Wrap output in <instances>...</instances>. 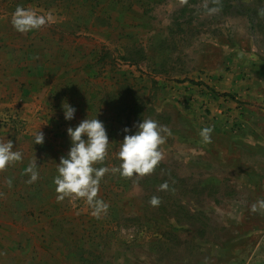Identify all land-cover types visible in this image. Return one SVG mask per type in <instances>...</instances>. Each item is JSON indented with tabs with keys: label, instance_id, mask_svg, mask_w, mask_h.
I'll return each instance as SVG.
<instances>
[{
	"label": "rangeland",
	"instance_id": "374dc122",
	"mask_svg": "<svg viewBox=\"0 0 264 264\" xmlns=\"http://www.w3.org/2000/svg\"><path fill=\"white\" fill-rule=\"evenodd\" d=\"M17 6L51 20L20 33ZM231 68L264 102V0H0V142L22 157L0 169V264H264V209L251 210L264 200V146L212 130L239 127L233 108L212 115L236 99L211 84ZM188 81L201 104L181 98ZM96 117L110 142L97 168L119 167L125 128L150 118L168 129L151 173L102 177L99 217L54 184L67 129Z\"/></svg>",
	"mask_w": 264,
	"mask_h": 264
},
{
	"label": "clouds",
	"instance_id": "9594fccd",
	"mask_svg": "<svg viewBox=\"0 0 264 264\" xmlns=\"http://www.w3.org/2000/svg\"><path fill=\"white\" fill-rule=\"evenodd\" d=\"M209 13L216 9H208ZM51 20V16L40 15L37 12L17 6L12 17L13 27L20 33H26L34 29H39ZM62 109L66 121H71L75 117L76 109L67 101L62 102ZM135 131L125 128V135L119 144L118 157L121 161L119 167H94L97 162L105 159L109 138L104 124L97 117L94 119H84L77 126L69 127L67 135L70 138V148L66 156L60 158L57 164L58 175L54 178L55 191L59 194L58 200L65 196L75 195L84 198L92 208V214L99 217L106 212L108 205L97 198L99 184L102 177L111 171L119 172L121 176L131 177L134 174L144 176L151 173L155 166L162 160L163 154L159 146L164 141L162 133L168 129L160 126L152 119H142L134 126ZM130 133V134H129ZM210 128L201 130L200 135L207 142L210 140ZM35 144L44 142V134L38 130L34 134ZM13 142L7 140L0 142V169L13 161L20 160L21 153L13 150ZM37 163L33 161L28 168L31 173L29 183L35 182L39 178L36 170ZM161 189L168 187L167 183L160 186ZM158 197H152L150 203L153 206L159 204ZM264 209V200L257 201L252 205L251 210Z\"/></svg>",
	"mask_w": 264,
	"mask_h": 264
},
{
	"label": "crops",
	"instance_id": "0c3cea01",
	"mask_svg": "<svg viewBox=\"0 0 264 264\" xmlns=\"http://www.w3.org/2000/svg\"><path fill=\"white\" fill-rule=\"evenodd\" d=\"M233 62L234 60L231 61V65L233 64ZM214 74L211 75V80L214 81L211 84H213L220 92L233 91L235 93L234 97H236L238 101L234 99L231 101L228 100V103H224L223 99H218V102H220L222 105L220 106V104H218L217 107H222L223 109H215L217 113H213L212 115L213 117H221V119H224L222 111L230 107L233 108L230 110L231 119L234 118L233 120H231V126H235L233 125L234 122L239 124L238 128L226 130L225 128L219 126L220 122L215 123L216 127L212 130L214 132H217L218 134L215 133L214 135L228 133L231 137H234L235 140L240 141L242 146H264V127L262 126V117L264 116V108H262V106L264 105V102H262L263 98L259 96L258 93L254 90L247 91V85L243 79L244 75L242 74L241 69L231 68V70H216ZM204 78L206 77H202L200 78V80H204ZM189 83L190 82L188 81L181 85L172 86H176L177 88H179V90L181 91V98H183V100L189 101V99L194 97L193 100L196 101L195 104H201L200 100L202 99L201 96L198 95V93L195 95L194 91L184 89V87L187 88V86L190 85ZM187 107L191 108L190 103L187 105ZM194 114H197L196 123L201 124L202 121L199 117L200 114L196 112L191 113V115H189V118L191 117L192 119H194ZM202 124H204V122ZM198 128L204 129L197 126V129Z\"/></svg>",
	"mask_w": 264,
	"mask_h": 264
}]
</instances>
